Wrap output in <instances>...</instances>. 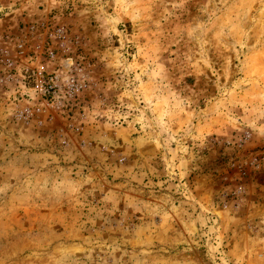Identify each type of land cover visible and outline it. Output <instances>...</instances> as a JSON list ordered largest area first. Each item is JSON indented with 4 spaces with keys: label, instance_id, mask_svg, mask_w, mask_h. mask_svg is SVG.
Wrapping results in <instances>:
<instances>
[{
    "label": "rangeland",
    "instance_id": "1",
    "mask_svg": "<svg viewBox=\"0 0 264 264\" xmlns=\"http://www.w3.org/2000/svg\"><path fill=\"white\" fill-rule=\"evenodd\" d=\"M0 264H264V0H0Z\"/></svg>",
    "mask_w": 264,
    "mask_h": 264
},
{
    "label": "built area",
    "instance_id": "2",
    "mask_svg": "<svg viewBox=\"0 0 264 264\" xmlns=\"http://www.w3.org/2000/svg\"><path fill=\"white\" fill-rule=\"evenodd\" d=\"M33 76L35 77V80L32 90L36 92L37 95L46 98V105L52 104L56 101V96H58L62 89L66 90L69 95L78 91L77 84L71 79L64 83L60 81L55 74L44 71H35ZM53 98L54 101H52ZM28 112L32 114L30 110ZM25 117H28V115Z\"/></svg>",
    "mask_w": 264,
    "mask_h": 264
}]
</instances>
